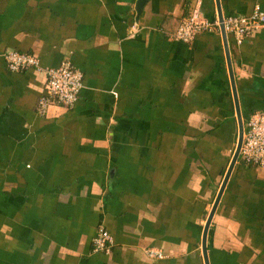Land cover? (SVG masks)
Here are the masks:
<instances>
[{
    "label": "crops",
    "instance_id": "0c3cea01",
    "mask_svg": "<svg viewBox=\"0 0 264 264\" xmlns=\"http://www.w3.org/2000/svg\"><path fill=\"white\" fill-rule=\"evenodd\" d=\"M0 0V264H206L204 229L239 137L222 35L173 34L215 0ZM248 16L264 0H220ZM242 119L264 111V29L229 37ZM70 59L72 107L36 112L46 76ZM100 226L111 252L93 251ZM160 251L152 259L147 250ZM210 264H264V167L235 164L207 236Z\"/></svg>",
    "mask_w": 264,
    "mask_h": 264
},
{
    "label": "built area",
    "instance_id": "2783aa9c",
    "mask_svg": "<svg viewBox=\"0 0 264 264\" xmlns=\"http://www.w3.org/2000/svg\"><path fill=\"white\" fill-rule=\"evenodd\" d=\"M222 26L228 40L231 37L236 45L241 46L254 31L264 29V10L257 4L248 16L223 17V22L218 16L210 21L203 16L201 3H198L191 10L189 17L178 27L173 38L190 44L204 32L218 31L222 35ZM4 58L11 72L35 69L46 76L45 90L36 107L38 115L44 116L54 103L72 108L79 100L84 88L83 75L70 59L64 60L59 67L41 69L39 60L31 54L10 51ZM238 160L247 166L264 167V111L251 114L244 122V135ZM112 247V235L104 226H100L93 240V251L109 253ZM146 253L152 259L164 258L160 251L154 249H149Z\"/></svg>",
    "mask_w": 264,
    "mask_h": 264
},
{
    "label": "water",
    "instance_id": "95a60500",
    "mask_svg": "<svg viewBox=\"0 0 264 264\" xmlns=\"http://www.w3.org/2000/svg\"><path fill=\"white\" fill-rule=\"evenodd\" d=\"M150 0H138L137 4H136V11H137V16L138 19L142 14V11L144 10V8L146 7V5L149 3ZM216 1V6H217V11H218V16L221 22H223V15H222V9H221V3L220 0H215ZM222 28V39L224 42V47L226 50V56H227V61H228V68H229V72H230V79H231V83H232V89H233V96H234V102H235V108H236V112H237V118H238V126H239V137H238V143H237V147L232 159V162L230 164L229 167V171L225 177V180L223 182V185L221 187V190L218 194V197L215 201L214 207L211 211V214L208 218L207 224L205 226L204 229V234H203V241H202V251H203V255H204V260L206 264H210L209 263V258H208V254H207V236H208V231H209V227L211 225L212 222V218L216 212V209L218 207V204L220 202L221 196L224 192L225 186L228 182V179L230 177V174L235 166V164L238 161L239 158V154H240V150H241V146H242V141H243V135H244V121L242 119V115H241V111H240V105H239V100H238V96H237V91H236V85H235V80H234V75H233V69H232V63H231V57H230V49H229V40L226 36V33Z\"/></svg>",
    "mask_w": 264,
    "mask_h": 264
}]
</instances>
